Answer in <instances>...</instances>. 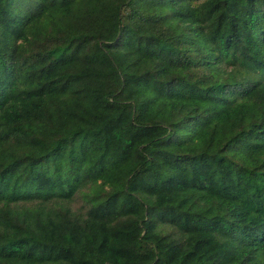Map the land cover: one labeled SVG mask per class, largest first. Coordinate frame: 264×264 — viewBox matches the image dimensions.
I'll use <instances>...</instances> for the list:
<instances>
[{
  "label": "trees",
  "instance_id": "1",
  "mask_svg": "<svg viewBox=\"0 0 264 264\" xmlns=\"http://www.w3.org/2000/svg\"><path fill=\"white\" fill-rule=\"evenodd\" d=\"M0 264H264V0H0Z\"/></svg>",
  "mask_w": 264,
  "mask_h": 264
}]
</instances>
